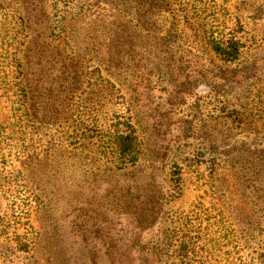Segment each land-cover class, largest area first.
<instances>
[{
	"label": "rangeland",
	"instance_id": "rangeland-1",
	"mask_svg": "<svg viewBox=\"0 0 264 264\" xmlns=\"http://www.w3.org/2000/svg\"><path fill=\"white\" fill-rule=\"evenodd\" d=\"M199 1L185 22L174 1L0 0V264H109L110 234L136 264L130 169L157 190L168 262L189 237L190 261L264 264V0ZM204 29L236 32L237 59Z\"/></svg>",
	"mask_w": 264,
	"mask_h": 264
},
{
	"label": "trees",
	"instance_id": "trees-1",
	"mask_svg": "<svg viewBox=\"0 0 264 264\" xmlns=\"http://www.w3.org/2000/svg\"><path fill=\"white\" fill-rule=\"evenodd\" d=\"M154 2L153 12L165 11L168 9L171 1L179 4L180 13L185 22L189 21V9H193V13H197V9L205 8H195L196 3L199 0H152ZM173 3V2H172ZM238 26V24L236 25ZM239 29V28H238ZM236 32L230 31L229 33H224L222 29L211 30L204 29L203 36L204 41L209 50L214 53L220 60L228 63L235 61L239 55L241 44L236 38ZM123 130L121 132H115L113 135V143L115 144V149L118 157L123 161V165L129 168H134L137 161V152L135 150L134 137L131 135L130 126L125 122H121ZM129 165V166H128ZM132 169L128 172L123 173V186L121 189V197L123 206L131 211L125 218L126 229L120 232L118 240H122L121 244L123 246V252L125 256L128 257V248L131 242L134 246L131 255L135 257L136 264H219L215 261L208 262L207 260H195L190 261V257L194 256L193 246L189 247L187 244L192 242V238H187L180 244V246L175 249V261H167V245H159L158 243L152 242V213L156 210L155 206L158 204V194L157 190L153 188L151 181H138L133 178ZM131 172V173H130ZM130 173V174H128ZM175 179H178L177 177ZM177 180L175 183L177 184ZM158 211L156 212V216ZM134 226V230L127 228L128 225ZM107 242L105 243V255L109 259V264H115L113 260V255L115 251L116 240L112 235H107L105 237ZM139 241V243H138ZM94 259V256H93ZM113 261V262H112ZM221 264H243L240 260H230L226 263Z\"/></svg>",
	"mask_w": 264,
	"mask_h": 264
}]
</instances>
